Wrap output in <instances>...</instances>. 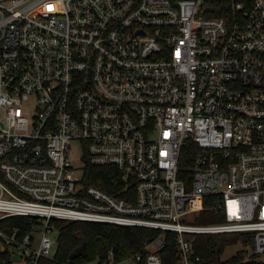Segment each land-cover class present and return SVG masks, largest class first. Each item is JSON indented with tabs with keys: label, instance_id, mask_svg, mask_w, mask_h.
Listing matches in <instances>:
<instances>
[{
	"label": "built area",
	"instance_id": "1",
	"mask_svg": "<svg viewBox=\"0 0 264 264\" xmlns=\"http://www.w3.org/2000/svg\"><path fill=\"white\" fill-rule=\"evenodd\" d=\"M86 159L116 169L114 193L81 182ZM207 196L222 220L195 223ZM14 215L32 223L0 226L3 264H56L53 219L158 230L94 264H218L195 237L238 232L219 264H264V0H0V222Z\"/></svg>",
	"mask_w": 264,
	"mask_h": 264
},
{
	"label": "trees",
	"instance_id": "2",
	"mask_svg": "<svg viewBox=\"0 0 264 264\" xmlns=\"http://www.w3.org/2000/svg\"><path fill=\"white\" fill-rule=\"evenodd\" d=\"M190 151H194V154H190ZM195 152L197 153V147L195 144L190 143L187 150L183 151V155L181 156V166L191 167L195 158ZM110 177H119V173L113 166L91 164L86 159L83 166L82 183L86 185L94 184L114 193V190L107 183ZM205 198H207L204 202L205 209L199 213L201 216L196 217L194 222L208 223L207 221L211 219H214L215 222L222 220L221 215H215L209 208L208 196ZM205 215L206 217H204ZM31 223L30 217L14 215L1 220L0 226L8 231L19 228L21 233H25L30 230ZM53 223L57 231V246L53 255V262L56 264L65 262L84 264L95 258H104L110 250L113 251L116 257L120 258L135 252L142 246L145 239L158 233V230L152 228L95 221L53 219ZM227 234L229 233L196 236L195 251L204 259L219 264V257L223 252L225 241L231 240V242H234L238 239L245 241L248 237L246 233L242 232L234 233L236 235L233 236ZM173 247V244L167 242L162 255L173 254ZM8 258L9 253L0 250V264H3Z\"/></svg>",
	"mask_w": 264,
	"mask_h": 264
},
{
	"label": "rangeland",
	"instance_id": "3",
	"mask_svg": "<svg viewBox=\"0 0 264 264\" xmlns=\"http://www.w3.org/2000/svg\"><path fill=\"white\" fill-rule=\"evenodd\" d=\"M70 155H71V161L72 163L74 164H79L80 162V158H79V154H78V151H77V148H76V144L74 143L71 147V150H70ZM201 216V214H199ZM199 215L197 217H199ZM206 217V215L204 216ZM208 217V215H207ZM211 219V218H210ZM208 223H211V222H215L214 219H211L209 221H207ZM229 236H233V235H236L234 233H229L227 234ZM55 238H57V231H55L54 235H53ZM231 240L229 241H225L224 244H223V252H222V258L223 259H227L228 257H230L231 255H233L241 246L240 244H230ZM150 249H154V247H150ZM95 261L94 260H91L89 262H87V264H94Z\"/></svg>",
	"mask_w": 264,
	"mask_h": 264
},
{
	"label": "water",
	"instance_id": "4",
	"mask_svg": "<svg viewBox=\"0 0 264 264\" xmlns=\"http://www.w3.org/2000/svg\"><path fill=\"white\" fill-rule=\"evenodd\" d=\"M13 258H15V259H16V256H13Z\"/></svg>",
	"mask_w": 264,
	"mask_h": 264
},
{
	"label": "bare ground",
	"instance_id": "5",
	"mask_svg": "<svg viewBox=\"0 0 264 264\" xmlns=\"http://www.w3.org/2000/svg\"><path fill=\"white\" fill-rule=\"evenodd\" d=\"M166 250V249H165Z\"/></svg>",
	"mask_w": 264,
	"mask_h": 264
}]
</instances>
